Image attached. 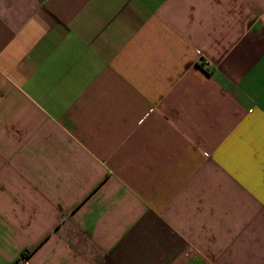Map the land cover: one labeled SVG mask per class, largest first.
Instances as JSON below:
<instances>
[{
  "label": "crops",
  "instance_id": "0c3cea01",
  "mask_svg": "<svg viewBox=\"0 0 264 264\" xmlns=\"http://www.w3.org/2000/svg\"><path fill=\"white\" fill-rule=\"evenodd\" d=\"M264 264V0H0V264Z\"/></svg>",
  "mask_w": 264,
  "mask_h": 264
},
{
  "label": "built area",
  "instance_id": "2783aa9c",
  "mask_svg": "<svg viewBox=\"0 0 264 264\" xmlns=\"http://www.w3.org/2000/svg\"><path fill=\"white\" fill-rule=\"evenodd\" d=\"M20 262H21V264H26L27 263V260H26L25 257H21L20 258Z\"/></svg>",
  "mask_w": 264,
  "mask_h": 264
}]
</instances>
